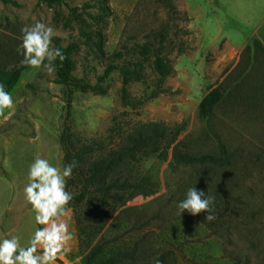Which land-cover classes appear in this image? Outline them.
I'll return each mask as SVG.
<instances>
[{"label":"rangeland","instance_id":"obj_1","mask_svg":"<svg viewBox=\"0 0 264 264\" xmlns=\"http://www.w3.org/2000/svg\"><path fill=\"white\" fill-rule=\"evenodd\" d=\"M104 5L109 9L104 11ZM254 7L253 0H63L55 6L0 0V69L23 64L17 51L21 28L42 20L54 29V47L55 39L63 45L79 43L74 75L97 85L70 94L56 82L52 64L51 71L28 66L22 72L10 92L14 111L0 114V211H7L8 227L19 221L26 233L38 226L23 198L28 165L37 154L62 168L69 140L80 146L101 139L108 149L134 124L163 121L181 128L179 139L193 153L230 152L231 165L203 176L215 174L235 198L221 206V230L215 234L187 211L180 214L171 195H178L181 184L196 179L202 169L172 165L170 152L152 156L141 170L158 182L156 191L125 205L136 207L130 217L140 215L133 232L150 221L156 243L177 246L178 264H264V46L251 38L235 55L227 45L235 36L251 35L258 21L251 14ZM96 31L104 34L107 52L123 51L119 64L140 58L131 55L137 45L150 41L158 46L156 35L163 33V52L174 71L158 85L151 60L145 62L144 78L128 86L131 104L126 103L119 70L100 79L107 61L97 54ZM217 86L222 99L202 116L199 103ZM182 188L185 194L187 187ZM70 190L78 194L79 186Z\"/></svg>","mask_w":264,"mask_h":264},{"label":"trees","instance_id":"obj_2","mask_svg":"<svg viewBox=\"0 0 264 264\" xmlns=\"http://www.w3.org/2000/svg\"><path fill=\"white\" fill-rule=\"evenodd\" d=\"M4 3H14V0H1ZM49 6L60 5L63 0H39ZM104 11L108 5L102 7ZM94 42L97 54L106 59V66L100 79H105L114 70H119L122 77L123 99L131 104L127 88L132 82L144 78V64L151 60L153 71L157 74L158 85L163 83L174 71L172 60L164 54L165 35L158 33L159 45L152 42L133 47L131 55L138 53L139 59H125L121 64L116 60L123 58L124 53L116 50L111 53L105 50V36L101 31L95 32ZM55 47L64 54V60L52 62L56 75V82L66 85L69 93L76 89H97V85L74 75L76 63L74 53L79 43L71 42L63 45L55 39ZM26 64L9 69H0V83L5 91L11 92L17 84L22 72L27 69ZM158 91H154L155 96ZM221 86H217L206 93L201 99L198 109L202 116L211 114L222 99ZM181 128L170 127L163 121L136 123L128 131L121 133L120 139L114 147L106 148L104 140H95L91 144L75 145L70 140L64 146L63 166L75 162L71 178L67 179L66 191L71 193L70 186H79L78 194H72V200L66 206L75 215L80 248L85 264H178L176 260L175 244L156 243L154 230L148 227L150 221L142 226L136 225L140 221L139 213L130 217L128 213L136 207L125 206L135 196L153 194L158 182L152 181L148 175L142 174V163L152 157H167L171 153L172 165H183L202 169L196 179H189L181 184L180 192L171 194L178 203L184 199L182 187L195 186L208 196L213 197L211 205L215 219H204L206 213L195 215L202 222L207 223L215 232L221 230L217 226L220 222L221 206L234 200L223 184L217 180L215 174L203 176L206 172L224 169L231 165L232 155L226 149L221 154L204 152L193 153L187 149L183 139H179ZM206 169V170H205ZM187 191V190H186ZM177 195V196H176ZM215 226V227H214ZM42 227V226H38ZM111 227H122V231ZM128 234V236H126ZM59 260V259H57Z\"/></svg>","mask_w":264,"mask_h":264},{"label":"clouds","instance_id":"obj_3","mask_svg":"<svg viewBox=\"0 0 264 264\" xmlns=\"http://www.w3.org/2000/svg\"><path fill=\"white\" fill-rule=\"evenodd\" d=\"M20 43L17 51L22 55L21 63L39 69L48 67L52 62L64 60V54L52 45L54 29L42 20H35L31 25L21 28ZM14 111V100L10 92L0 83V114ZM75 162L62 168L50 163L49 159L37 154L28 165L23 187V198L30 205L35 227L26 244H21V237L10 230L0 234V264H55L59 256L68 250L65 245L72 239L68 224L60 220L67 214V205L72 194L66 191L67 179L71 178ZM213 197L195 186L189 187L184 199L176 207L181 214L187 211L195 216L205 212L204 219L212 221Z\"/></svg>","mask_w":264,"mask_h":264},{"label":"crops","instance_id":"obj_4","mask_svg":"<svg viewBox=\"0 0 264 264\" xmlns=\"http://www.w3.org/2000/svg\"><path fill=\"white\" fill-rule=\"evenodd\" d=\"M253 3L255 7L251 9V14L258 19V21L256 22V25H254L251 35H246L244 38L242 36H235L234 40L229 39L227 43L229 53L237 55L248 45L251 38L257 39L264 46V11H262L264 0H253ZM7 216V211L4 212V215L0 211V234L11 230L13 234H17L21 237V244H26L35 227L29 232L23 233L19 221L16 223L12 222V225L8 227L6 223ZM60 220H63L68 224L69 231L72 233V239L65 245L68 250L63 256L58 257L59 260H56L55 264H85L72 212L68 210L65 216L60 217Z\"/></svg>","mask_w":264,"mask_h":264}]
</instances>
